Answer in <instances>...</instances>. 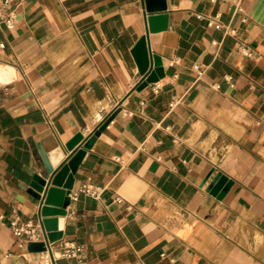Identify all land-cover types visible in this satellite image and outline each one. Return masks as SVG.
<instances>
[{"label": "crops", "instance_id": "1", "mask_svg": "<svg viewBox=\"0 0 264 264\" xmlns=\"http://www.w3.org/2000/svg\"><path fill=\"white\" fill-rule=\"evenodd\" d=\"M154 1L19 0L0 23V264H45L9 227L40 224L39 148L62 160L111 114L71 189L102 191L77 193L51 245L74 240L82 256L53 264H264V0ZM152 54L163 75L147 82Z\"/></svg>", "mask_w": 264, "mask_h": 264}, {"label": "water", "instance_id": "2", "mask_svg": "<svg viewBox=\"0 0 264 264\" xmlns=\"http://www.w3.org/2000/svg\"><path fill=\"white\" fill-rule=\"evenodd\" d=\"M148 11L161 10L163 5L155 3L154 0H145ZM137 61L140 64V72L145 70L147 64V52L143 38L140 39L135 48ZM153 71L146 77L147 82H155L162 75L161 60L159 56L152 54ZM113 114L109 115L83 142L67 157L56 156L53 160L49 155L39 148V155L43 165L40 174L34 173L28 185V192L35 199L39 200L38 217L40 225L44 231V240L27 244L29 251H44L46 243H54L63 236V217L66 215V207L70 203L69 192L73 187L76 169L85 153V150L93 142L99 132L109 123ZM82 139L81 134H77L67 145L68 149ZM61 160V161H60ZM230 181L226 176L218 173L210 184L208 191L220 198L228 188Z\"/></svg>", "mask_w": 264, "mask_h": 264}, {"label": "built area", "instance_id": "3", "mask_svg": "<svg viewBox=\"0 0 264 264\" xmlns=\"http://www.w3.org/2000/svg\"><path fill=\"white\" fill-rule=\"evenodd\" d=\"M19 0H0V23L5 24L6 26L12 27L17 21V14L15 11V6ZM238 51L249 58H254L256 56L255 52L245 45H239ZM201 73L200 71L198 72ZM225 80L228 81L229 86H233L230 75L224 76ZM152 91L156 92L158 90V85L156 83L151 86ZM143 105V101L140 102V106ZM102 191V187L94 185L88 180L80 183L76 190L70 191L68 196L70 201L74 199L77 193H83L92 198H98ZM72 217V216H70ZM9 227L11 232L19 240L27 241H41L44 240L43 229L40 224L33 223L31 221L21 222L17 217H13L9 221ZM53 243H46V253L47 257L45 258V264H53L54 260L57 258H80L83 253V245L77 243L74 240L66 239L61 240L59 250L55 253L51 251V245Z\"/></svg>", "mask_w": 264, "mask_h": 264}, {"label": "bare ground", "instance_id": "4", "mask_svg": "<svg viewBox=\"0 0 264 264\" xmlns=\"http://www.w3.org/2000/svg\"><path fill=\"white\" fill-rule=\"evenodd\" d=\"M8 70H9V69H7V68H5V67H0V79H2L3 76L6 75V73H7ZM2 81H3V80H2Z\"/></svg>", "mask_w": 264, "mask_h": 264}]
</instances>
